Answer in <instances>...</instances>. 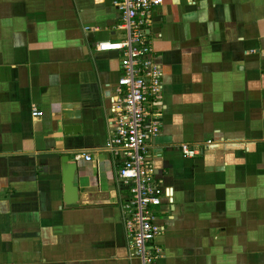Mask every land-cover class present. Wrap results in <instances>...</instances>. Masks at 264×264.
<instances>
[{
	"label": "crops",
	"instance_id": "crops-1",
	"mask_svg": "<svg viewBox=\"0 0 264 264\" xmlns=\"http://www.w3.org/2000/svg\"><path fill=\"white\" fill-rule=\"evenodd\" d=\"M112 1L0 0V264H141L104 149L121 71L96 47L123 38ZM161 2L148 33L162 73L147 148L163 190L156 264H264V0Z\"/></svg>",
	"mask_w": 264,
	"mask_h": 264
},
{
	"label": "built area",
	"instance_id": "built-area-1",
	"mask_svg": "<svg viewBox=\"0 0 264 264\" xmlns=\"http://www.w3.org/2000/svg\"><path fill=\"white\" fill-rule=\"evenodd\" d=\"M161 4V0H113L123 38L96 47L119 56L121 74L113 89L112 131L104 149L118 162L117 178L129 191L124 225L141 264H156L162 252L156 243L162 229L154 221V211L163 190L147 159V148L160 133L162 73L148 33ZM33 115L38 116V111ZM209 144H182L180 150L193 158ZM74 160L90 161L91 156L78 152Z\"/></svg>",
	"mask_w": 264,
	"mask_h": 264
},
{
	"label": "water",
	"instance_id": "water-1",
	"mask_svg": "<svg viewBox=\"0 0 264 264\" xmlns=\"http://www.w3.org/2000/svg\"><path fill=\"white\" fill-rule=\"evenodd\" d=\"M70 105H66V108H70ZM77 129L78 128H74ZM69 129L66 128L65 132L67 133ZM64 163V167L62 170V179H63V186H64V196L63 200L66 203H74L77 201V188L74 185V177L76 172V165L74 163H67L68 158L64 157L62 159Z\"/></svg>",
	"mask_w": 264,
	"mask_h": 264
}]
</instances>
